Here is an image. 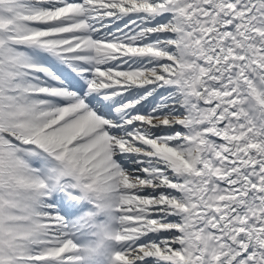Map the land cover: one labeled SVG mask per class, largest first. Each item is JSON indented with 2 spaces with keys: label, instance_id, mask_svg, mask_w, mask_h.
Listing matches in <instances>:
<instances>
[{
  "label": "snow or ice",
  "instance_id": "snow-or-ice-1",
  "mask_svg": "<svg viewBox=\"0 0 264 264\" xmlns=\"http://www.w3.org/2000/svg\"><path fill=\"white\" fill-rule=\"evenodd\" d=\"M0 264H264V0H0Z\"/></svg>",
  "mask_w": 264,
  "mask_h": 264
}]
</instances>
